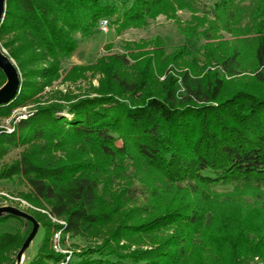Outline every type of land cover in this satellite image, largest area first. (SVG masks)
Segmentation results:
<instances>
[{
  "label": "trees",
  "instance_id": "16d2710c",
  "mask_svg": "<svg viewBox=\"0 0 264 264\" xmlns=\"http://www.w3.org/2000/svg\"><path fill=\"white\" fill-rule=\"evenodd\" d=\"M233 1L220 0L213 14L217 17L218 11H225ZM194 5L195 0H126L121 6L104 0H6L0 33L13 35L8 43L16 44L9 53L12 58L25 55L19 67L25 62L44 63L29 71L48 85L58 74L60 60L76 48L73 34L80 31L92 35L101 17H113L123 27L141 26L159 14L176 20L179 10L194 13L198 11ZM202 21L197 15L191 16L181 31L187 37L195 33L206 39L215 37L206 28L198 32ZM152 44V52L143 60L133 56L131 66L137 74L131 80L112 71L113 85L98 95L63 97L36 106L10 130L0 129V157L12 147L44 142L1 166L0 179H24L29 186L27 197L48 199L50 212L64 216V230L82 234L108 221L114 209L144 195L143 188L135 185L116 191L109 178L114 171L108 172L109 176L104 173V161L109 159L114 163L110 168L115 169L120 164L117 161L129 158L133 151L166 182L185 184L198 195L192 203L180 200L173 210L139 224L138 231L183 221L182 226L150 248L130 253L121 252L123 248L114 243L112 231L102 244L85 247L66 264H186L191 254L186 246L192 243H205L213 257L212 262H206L199 256L193 264H249L255 257L264 264V88L224 93V76L238 73L240 66L235 46L221 47L216 42L214 48L202 50L200 63L196 55L180 58L178 52L164 54L157 37ZM185 52L182 54L188 55ZM254 57L253 76L264 84L263 38L257 41ZM109 59L116 65L128 63L123 54ZM169 65L179 68L176 77L169 72L172 68H166ZM210 65L215 67L213 71L202 74ZM154 72L165 76L152 88ZM5 80L0 69V86ZM39 83L22 80L16 96L0 105V116H9L31 100V88L39 90ZM124 94L129 95L121 96ZM71 141L79 142L74 153L41 160L44 150L61 149ZM217 185L231 186L227 196L220 195L230 201L224 207L225 214H218L216 207L206 202L221 194L214 190ZM198 186L209 191H199ZM239 189L249 190L254 198L244 204V209L235 211L236 200L231 194ZM201 192L206 193L204 202ZM11 218L23 219L2 214L0 223ZM26 237L17 230H0V264H13V255ZM60 259V254L51 253L45 238L38 254L27 264H45L46 260L57 264Z\"/></svg>",
  "mask_w": 264,
  "mask_h": 264
},
{
  "label": "rangeland",
  "instance_id": "374dc122",
  "mask_svg": "<svg viewBox=\"0 0 264 264\" xmlns=\"http://www.w3.org/2000/svg\"><path fill=\"white\" fill-rule=\"evenodd\" d=\"M104 1L116 6H121L123 2H126V0ZM127 1L131 2L132 0ZM219 2L220 0H195L194 8L198 11L194 13L186 9L179 10L177 11L178 19L176 18V20L159 14L155 18L147 19L146 24L141 26L128 25L123 27L121 24L116 23L112 19L113 17H105L109 21L107 32H102L100 29L99 21L101 18H104L101 17L93 29L95 32L92 35H83L80 31H76L73 34L76 48L68 56L60 60L58 74L51 78L48 85L43 84V78L36 76V73L33 71H31L33 73L29 71L44 66V63L38 62L34 64L25 62L22 64V67H19L18 62L19 60H23L25 55L19 56L17 60L12 58L9 53L16 44L9 45L8 43L13 35L10 33H0V48L13 61L19 73V90L22 80L23 82H40L41 86L39 90H35L34 87L31 88L32 93L34 92L31 100L14 109L9 116H0V129L10 130L19 118L25 117L36 106L57 101L63 97L77 99L98 95L102 89L113 85L112 71L121 77L131 80L137 74L135 73V68L133 69V66H131L135 62L133 56L139 55L138 60L148 56V52H152V40L156 37L160 39V47L164 51V54L178 52L180 58H190L196 55L200 63L203 62L204 56L202 50L214 48L216 42H220L219 46L221 47L229 45L231 48L235 46L239 49L240 66L238 73L232 76H224V93H231L238 89L257 90L264 88L263 83L259 84L255 81L254 73L252 72L255 64L254 54L257 41L261 38L264 39V0H234L230 6L226 7L225 11L220 13L221 10H219V15L216 17L213 14V10ZM194 15L203 19L202 23L196 28L198 32L202 33L206 28L208 32H213L215 37L206 39L198 33L190 37L185 36L181 28L185 27V24ZM178 21L181 24L180 27L178 26ZM226 23L229 24V27ZM185 49V53L188 54L186 56L182 54ZM216 52L214 55H218ZM121 54L128 61L127 65H116V63H113L109 59L112 56ZM163 61L165 62V59ZM152 62L155 65L158 64L156 61ZM166 68H172L169 70L170 74L175 77L177 76L178 67L169 65ZM214 68L211 65L206 66L202 69V74L213 71ZM219 73L222 74L221 70H219ZM164 74L154 72L152 88H155L159 82L164 80ZM127 95L129 94L121 96ZM64 115L70 117L69 114L64 113ZM40 144H44V142L38 141L31 145L8 149L0 157V167L13 162L32 146ZM78 144L79 142L77 141H71L61 149H52L50 152L46 149L41 155V160H52V157L64 158L74 153ZM93 157L95 156L93 155ZM93 160H97V158ZM117 162L121 165H115L117 167L114 169L110 168L114 163H111L109 159L104 161V173L109 176L108 172L114 171V175L110 174L109 177L112 178L113 182V185L111 184L110 186L116 189V191L131 185L141 186L145 193L143 192L144 195L136 202L127 203L119 210L117 208L114 209L108 221L93 225L82 234L64 230L59 223H56L51 218L53 216L65 220L64 216H56L50 212L48 199L27 197L26 194L29 193V186L24 179L20 177L0 179V206H11L25 211L38 222V229L24 249L22 264H27L34 259L45 238L49 239L51 253L53 251L60 254L62 258L68 254L56 252L52 246L53 234L60 227L62 228L61 248L69 252L71 259H73L85 247L102 244L112 231H115L116 239L114 243L118 247L123 248L121 252L130 253L134 250L150 248L154 244L168 238L172 231L182 226L183 221L158 229L138 231L139 227L142 226L139 224L146 223L164 211L173 210L176 205H179L178 202L180 200L183 203H192L198 199V195L191 192V189L188 186L186 187L185 184L178 186L166 182L165 179L155 172L154 168L133 151L129 158L121 157ZM214 190L221 193L216 195V199L209 197L206 200V193L202 192L200 197L203 199V202L206 200L209 206L216 207L218 214H225L227 209L224 207L230 201H226V198H222L223 196L220 195L227 196L228 194L226 193L231 190V186L217 185L214 187ZM199 191L209 190L199 189ZM238 191V193L236 191L235 194H231V199L236 200L233 206L235 207L233 209L235 211H237V208L244 209V204L252 201L254 198V194L249 190L243 191L239 189ZM112 206H114L113 203H111ZM31 229L32 223L26 219L19 221L11 218L0 223L1 231L17 230L21 235H28ZM186 248L191 252L185 261L186 264H193V259H199V256L206 262H212L213 260L210 250L205 243L202 245L192 243L189 246L187 245ZM18 250L13 255V264H15ZM45 264H53V261L46 260ZM249 264H262V262L259 258L255 257Z\"/></svg>",
  "mask_w": 264,
  "mask_h": 264
},
{
  "label": "water",
  "instance_id": "95a60500",
  "mask_svg": "<svg viewBox=\"0 0 264 264\" xmlns=\"http://www.w3.org/2000/svg\"><path fill=\"white\" fill-rule=\"evenodd\" d=\"M6 0H0V23L2 22L4 12H5ZM0 69L5 76V82L0 86V105H3L13 99L19 91L20 87V78L16 66L13 61L5 55L3 50L0 48ZM10 214L17 216L26 220H29L32 223V229L30 233L25 238L22 246L16 254L15 264H22L24 260V249L34 236L36 230L38 229V222L36 219L29 213L17 209L11 206H0V215Z\"/></svg>",
  "mask_w": 264,
  "mask_h": 264
},
{
  "label": "built area",
  "instance_id": "2783aa9c",
  "mask_svg": "<svg viewBox=\"0 0 264 264\" xmlns=\"http://www.w3.org/2000/svg\"><path fill=\"white\" fill-rule=\"evenodd\" d=\"M99 25H100V29L102 30V32H107L108 30V25H109V21L107 18H101L100 21H99ZM54 221H56V223H59L60 226L64 229V226L66 225V222L65 220L63 219H58L56 217H51ZM58 224V225H59ZM59 228L57 230H55L54 234H53V237H52V246H53V249L56 251V252H61V253H68L66 254L65 256H63L62 259H60V261L57 263V264H66L67 262H69L70 258H71V255L69 254V252H66L65 250H63L61 248V231H62V228Z\"/></svg>",
  "mask_w": 264,
  "mask_h": 264
}]
</instances>
